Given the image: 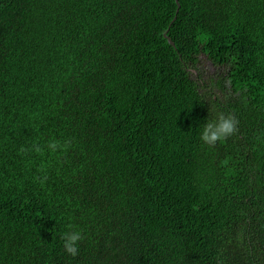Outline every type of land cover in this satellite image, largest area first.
<instances>
[{
	"label": "trees",
	"instance_id": "16d2710c",
	"mask_svg": "<svg viewBox=\"0 0 264 264\" xmlns=\"http://www.w3.org/2000/svg\"><path fill=\"white\" fill-rule=\"evenodd\" d=\"M179 3L0 0V264H264V0Z\"/></svg>",
	"mask_w": 264,
	"mask_h": 264
},
{
	"label": "clouds",
	"instance_id": "9594fccd",
	"mask_svg": "<svg viewBox=\"0 0 264 264\" xmlns=\"http://www.w3.org/2000/svg\"><path fill=\"white\" fill-rule=\"evenodd\" d=\"M237 121L232 115L221 114L215 121H210L203 127L201 139L208 145H215L232 136L237 130ZM79 230L68 231L63 234L64 248L75 256L78 253L79 242L82 240Z\"/></svg>",
	"mask_w": 264,
	"mask_h": 264
},
{
	"label": "rangeland",
	"instance_id": "374dc122",
	"mask_svg": "<svg viewBox=\"0 0 264 264\" xmlns=\"http://www.w3.org/2000/svg\"><path fill=\"white\" fill-rule=\"evenodd\" d=\"M186 70L192 74V76L196 77L200 73L203 75L205 80H209L211 77H214L215 80L220 78V76H226L227 66L224 64H215L206 54L202 52L195 53L193 56V59L189 60L187 64L185 65ZM206 82H204V85H207ZM205 91V90H203ZM216 92L215 95H221V91L218 89L214 90ZM209 92V91H208ZM210 93V92H209ZM238 96V94H237ZM210 105L211 102H210Z\"/></svg>",
	"mask_w": 264,
	"mask_h": 264
},
{
	"label": "water",
	"instance_id": "95a60500",
	"mask_svg": "<svg viewBox=\"0 0 264 264\" xmlns=\"http://www.w3.org/2000/svg\"><path fill=\"white\" fill-rule=\"evenodd\" d=\"M177 1V4H178V8H177V13L179 11V8H180V3H179V0H176ZM177 18V15L174 17L173 21ZM172 21V22H173ZM164 36L169 40V42L172 44V45H175L174 41L172 40V38L170 36L167 35V32L164 33Z\"/></svg>",
	"mask_w": 264,
	"mask_h": 264
}]
</instances>
